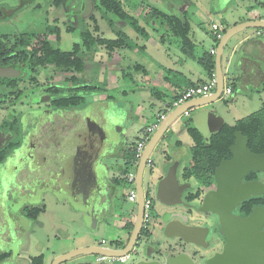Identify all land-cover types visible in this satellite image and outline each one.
<instances>
[{
    "label": "flooded vegetation",
    "instance_id": "flooded-vegetation-1",
    "mask_svg": "<svg viewBox=\"0 0 264 264\" xmlns=\"http://www.w3.org/2000/svg\"><path fill=\"white\" fill-rule=\"evenodd\" d=\"M15 1L14 5L8 7L4 0H0V71L5 72V75L0 74V264H33L36 256L28 254L27 249L38 246L46 249L44 247L47 240L36 239V232L40 230L39 222L36 220L40 213L44 214L48 210V206L44 204L45 195L32 192H38L41 174L48 170L56 150L62 154V179L72 177L73 174L69 171L71 166L75 165L76 171L78 168L77 174L64 188L61 196L67 195L78 205H82L88 192L81 186V166L105 151L117 150L122 145V139L114 132L109 137L106 133L105 127L114 126L112 123L115 116V104H117L108 93V84L104 89L97 84L96 76L87 77L85 64L81 71H78L75 65H60L54 62L45 65L36 64L37 57L42 55L39 47L44 41L58 48L55 43L61 41L62 33L67 34L65 31L71 25L90 30L86 21L82 19L83 0H59L58 3L56 0H41L44 5L40 0ZM50 4L54 7L52 20L46 18L41 24L34 21L27 22L23 27H19L10 20L20 13L42 5L47 11L46 7ZM61 16L64 17L62 20L56 19ZM90 32L92 34V31ZM68 33L74 32L68 30ZM76 43L78 42H73L67 51L73 50ZM99 46L92 53L94 65L103 64V59L96 58ZM83 53L84 51L80 49L74 55L82 56ZM111 64L112 60L110 63L107 61L106 76ZM7 73H9L8 76H6ZM214 111L217 113L216 110ZM191 115L192 112L189 111L188 115H182V117ZM122 116L125 118V114ZM188 121L190 118L184 121L185 130ZM116 128L123 130L124 126ZM168 136L167 134L158 142L165 153L166 162L158 168L153 167V164L151 167H144L142 180L144 195L153 192L157 181L166 174L168 167L175 161L171 158L172 153L176 149L181 151V147L175 143H167L165 138ZM118 140H120L119 143H117ZM134 146L133 142L127 141L121 153L124 155H121L124 158V164L108 178L111 194L106 211L107 226H110L120 213L123 216L120 220L122 223L119 224L121 227L127 229L129 224H132L127 230L128 235L125 240H120V243L119 240L117 241L119 246H123L128 240L137 212V209L136 212L128 210L122 212L127 201H132L125 191L129 183H133L132 188L137 199L136 169L131 160ZM181 166L178 165L176 176L180 183H188L190 187L183 192L182 203L175 209L185 214L184 218L188 219L189 225L198 228V234L206 233L204 243L208 246L206 256L220 253L223 250L224 238L217 213L213 210L225 212L226 203L217 194L215 168L218 165L214 168L211 182L207 186L202 185L192 176H185V169L190 164L184 168ZM132 167L134 181L129 182L126 174L132 171ZM258 173L259 171H249L241 181H261ZM90 183V190H92L95 183ZM203 189L211 192L207 208L204 210L200 208V195ZM198 191L200 194L196 196ZM263 194L250 195L240 200L231 208V215L247 217L254 208L262 207L261 204L253 203L250 199ZM193 195L195 197L190 198ZM155 222L156 230H158L160 223L157 217ZM263 228L264 225L260 229ZM159 232L150 238L143 232L141 223V231L131 250L144 244H148L151 249L157 251L162 245L168 246L170 242ZM26 236H30L27 242ZM171 243L180 247L182 251L187 250L192 257L204 253L203 250L179 239H173Z\"/></svg>",
    "mask_w": 264,
    "mask_h": 264
},
{
    "label": "water",
    "instance_id": "water-1",
    "mask_svg": "<svg viewBox=\"0 0 264 264\" xmlns=\"http://www.w3.org/2000/svg\"><path fill=\"white\" fill-rule=\"evenodd\" d=\"M247 28H264V19H246L226 29L216 44L214 54V72L216 78L214 91L207 96L191 98L173 108L167 113L166 117L146 142L136 166L135 188L137 190V212L133 228L126 243L123 246L116 244V247H103L89 244L88 242L82 243L85 240L92 239L93 235L89 232L85 236L80 235L75 238L76 244L73 248L57 255L52 264H59L78 256L91 254L105 256H124L129 254V264H264V228L262 230L260 229L264 225L263 208H254L252 213L245 218L233 217L230 213L231 208L240 200L246 199L250 195L264 193L263 182L241 181L249 171H264V152H252L247 147V136L243 135L240 131L234 132V142L229 147L231 157L221 160L215 168L217 194L226 203L224 208L225 212L217 209L213 210L217 213L218 221L222 228V236L224 238L222 252L206 256V250L208 249V246L204 244L206 233L202 232L198 234V228L189 225L188 219L184 218L185 214L175 209L176 206L182 203L183 192L190 187L188 183H180L179 178L176 176V170L179 165L178 160L173 161L168 167L166 174L157 181L153 190L155 201L162 207L156 216L160 223L157 231H161L159 233L166 240L168 239L167 241L170 242L169 247L162 245L159 251H157L151 249L148 244H144L133 251L131 250L141 231L144 199L142 180L147 158L151 155L160 139L165 137L175 123L182 117L185 110L194 111L190 116V121L205 139H208L212 133L220 130L224 123V119L220 115L211 109H196L209 105L222 96V90L224 88L222 54L224 47L232 35ZM0 74L5 75V72L0 71ZM8 75L9 73L6 74V76ZM185 124V122L181 123L180 127H185ZM116 127H105L107 135L109 134L108 137L112 132L118 136L124 133L123 130H117ZM108 137L107 140L110 141ZM127 141L126 139L121 140L122 145L117 150L105 151L81 166V186L88 192V195L82 201V205H78L73 198L67 195L61 196L64 188L72 182L73 176L77 174L78 168L76 171L75 165L71 166L69 171L73 174L72 177L68 176L62 179V154L57 150L54 153L53 160L49 164L48 170L41 174L42 177L39 179L40 187L38 192L33 191L32 193L45 195L44 204L47 206L51 202H55L56 205H63L66 202L73 211L81 214L80 217L89 226V231L91 230L92 233H95L101 227L107 226L106 211L111 194L108 178L113 172L122 167L117 160L120 159ZM162 159L166 162L167 158L164 156ZM90 182L95 183L92 190H90ZM210 193V191L203 189L200 195V208L202 210L207 208ZM42 215L40 213L36 220L39 222L40 230L44 228V222L40 219ZM173 239L182 240L188 245H193L203 250L204 253L192 257L187 250L182 251L180 247L171 243ZM28 240H30V236L25 237V241L27 242ZM118 240V242H121L120 238Z\"/></svg>",
    "mask_w": 264,
    "mask_h": 264
},
{
    "label": "rangeland",
    "instance_id": "rangeland-1",
    "mask_svg": "<svg viewBox=\"0 0 264 264\" xmlns=\"http://www.w3.org/2000/svg\"><path fill=\"white\" fill-rule=\"evenodd\" d=\"M6 6H12L16 3L15 0H4ZM95 0H83L82 7V19L86 21L87 27L92 31L94 37L115 39L116 35L107 24L106 20L101 16V12L95 6ZM124 8L129 13L139 17V22L149 32L150 37L148 39L136 34L134 30L125 25L123 22L112 17L116 22V26L121 27L126 34L135 41L138 46H143V50L139 49H126L117 48L111 56H108L105 45L98 47L96 58L103 59V64L94 65L92 57L85 56V72L87 77H97V84L106 89L108 84V93L112 96L115 104V116L113 125L124 126L122 140L126 139L136 144L139 138L145 136L144 128L147 124L154 120L155 115L165 109V104L159 101H152L150 97L155 98V95L151 93L153 87L155 90L164 94V101L170 102L173 98L171 88H165L161 85H156L155 80L159 79L160 70L166 72L165 67H169V60L163 56V40L164 37L167 46L170 50V55L184 54L179 50L176 45L175 38L168 34L166 25L160 24L158 20H155L152 16V8L147 3L154 5V7L160 8L169 13L185 17L189 20L191 25V34L196 44V54H200L203 50L209 51L210 47L215 45L214 38L212 36L211 23L216 22L221 26H227L234 21L241 20L248 17L247 10L249 6L257 8L254 0H121ZM42 3V1L40 0ZM43 4V3H42ZM44 5V4H43ZM29 9L23 13H20L17 17L10 19L14 24L19 27H23L27 22H37L41 24L46 18L48 20L54 19V7L52 4L47 6L45 11L44 6ZM47 12V13H46ZM56 13V12H55ZM64 17H58L56 19L62 20ZM75 32L69 34L62 33L60 42L55 43L58 48L62 50H69L73 42H80L81 37L78 34L79 28L75 27ZM147 48V49H146ZM146 49V50H145ZM103 54V56H102ZM225 55V53H224ZM107 59V60H106ZM112 60V64L109 65V73L106 76L105 67L107 61ZM141 64V69H134L132 65ZM197 65V64H196ZM225 66V61L223 63ZM200 67V66H199ZM239 69V68H238ZM113 70V71H112ZM145 70V72L143 71ZM170 73L173 76V72ZM163 72V75L166 74ZM204 76V75H203ZM208 77L205 79L207 80ZM107 81V83H105ZM154 81V82H153ZM160 83H164V80L159 79ZM232 82L234 88L232 93L223 95L219 99L215 100L206 107L216 110L220 116L224 119L225 123L233 125L238 119H241L255 111L261 106V99L258 93H256V87L253 83H247L243 85L239 79L236 78L234 68L231 66L224 74V84ZM113 85L112 87H110ZM151 90V91H150ZM156 99V98H155ZM122 114H125L122 116ZM144 114V118L141 116ZM124 118V119H123ZM190 117H181L177 123L168 132V137L165 138L167 143L173 144L179 137L185 140L189 135L184 132L185 129L181 128V123L185 120H189ZM175 131V132H174ZM115 134V133H114ZM151 136V135H150ZM149 136V137H150ZM190 139V138H188ZM186 141H188L186 139ZM184 147V145H181ZM191 144L184 153L181 147L180 157L182 161L189 159ZM165 153L159 143L153 149L150 157L153 160V167L158 168L164 163L163 157ZM117 161H120L118 159ZM131 170H134L132 167ZM146 173L144 174L145 178ZM258 177L264 182V171H259ZM133 183H129L126 188L127 195L132 188ZM153 206L151 210V222L148 224L143 232L153 238L157 234L155 220L158 211L162 208L154 200V193L152 192ZM125 205V211L136 212V202L127 201ZM117 208L119 206L117 205ZM122 208V207H121ZM81 214L73 211L68 204L56 205L55 202H51L48 205V210L40 217L44 222V228L36 232V239L47 240L43 249L45 252L44 264H52L54 258L62 254V250L66 248H73L76 244V239L80 235L91 233L92 239L85 240L82 243L88 242L89 244H98L100 240L104 238L107 243L116 247L113 243L118 241V238L124 239L128 235V228L124 229L119 225L123 216L118 214L117 218H114L110 226H103L95 233L89 231V226L86 225L82 219ZM88 230V231H87ZM70 249H67L70 250ZM58 253L56 256L52 255ZM62 252V253H59ZM96 255L78 256L59 264H78L81 261H85L90 264H129L130 259L126 262L113 261L105 259L99 262L95 260ZM131 258V257H130Z\"/></svg>",
    "mask_w": 264,
    "mask_h": 264
},
{
    "label": "trees",
    "instance_id": "trees-1",
    "mask_svg": "<svg viewBox=\"0 0 264 264\" xmlns=\"http://www.w3.org/2000/svg\"><path fill=\"white\" fill-rule=\"evenodd\" d=\"M59 0H56L58 3ZM95 6L101 12V16L106 20L112 31L115 33V39H106L94 37L88 29H79L78 34L81 37V41L74 44L73 50H61L60 48L53 47L48 41H44L39 49L42 51V55L37 57L36 64L45 65L47 63L54 62L60 65H75L78 71H81L84 66L85 56L92 57L93 51L96 50L98 45H105L108 50L107 54L111 55L117 48H126L129 50L138 48L143 50V46L133 41L121 27L116 26L115 20L111 16L117 18L118 21L123 22L125 25L131 27L134 32L145 39L150 37L146 28L140 24L139 17L129 13L124 8L121 0H95ZM152 8V16L155 20H158L160 24L166 25L168 34L175 37L180 45V50L185 57L194 58L198 64L210 77L214 72L215 62L214 54L209 51H202L196 56V44L191 34V25L189 20L185 17L169 13L160 8L154 7L147 3ZM264 5V3H263ZM226 27L222 29V34L226 31ZM71 32H75V27L71 25L68 29ZM215 43L218 40L215 35H212ZM163 39V35L160 37ZM80 49L84 51L83 55H74ZM141 64H134L132 68L141 69ZM145 72V70H143ZM168 72V69H166ZM233 91L234 84L228 83ZM153 87L151 93L155 95L156 99L162 100L164 94ZM176 97L173 96V99ZM172 99V100H173ZM240 131L243 135L247 136V147L254 153L264 152V101L260 108L238 119L235 124L230 125L224 123L219 131L212 133L209 139H205L203 135L192 125L191 121L187 122L186 132L192 139V146L190 148V166L185 169L186 177H194L202 185H209L212 179V173L214 168L219 164L222 159L230 157V145L234 142V132ZM180 142L176 141L175 145ZM135 157V152L131 154V160ZM200 194V191L195 194ZM190 196V198L195 197ZM253 203L261 204L264 208V194L257 198H251ZM132 224H129L130 229ZM43 255H38L33 259V264H42Z\"/></svg>",
    "mask_w": 264,
    "mask_h": 264
},
{
    "label": "crops",
    "instance_id": "crops-1",
    "mask_svg": "<svg viewBox=\"0 0 264 264\" xmlns=\"http://www.w3.org/2000/svg\"><path fill=\"white\" fill-rule=\"evenodd\" d=\"M254 3L257 5L256 6L257 8L249 6L247 10L248 17L242 18L241 20H238V21H234L232 24H229L227 26H221L220 31H222V29L225 27L228 28L231 25L237 22L246 20V19H263L264 0H254ZM212 35H214L213 32H212ZM162 40H163L162 41L163 42L162 44L163 56L165 59L169 60V67L166 66L165 69H168V72H173L172 74L173 76H171L170 73H166L165 70L164 71L160 70L159 79L164 80V83H160L158 79V80H155L156 85H159V86L161 85L162 87H165V88H171L172 95L175 96V94L177 95V93H179L181 90H183L187 86L194 85L197 83H202L206 81L205 79L208 77L206 72L203 70V68L198 64V62L194 58H188L185 56L182 57L181 55H173L172 57L170 55L169 48L167 46H164L166 43V40L164 41V37ZM175 42L180 50V45L176 38H175ZM195 44L197 43L195 42ZM212 48L216 50V43L215 45L210 47L209 52ZM135 49H138V48H135ZM197 55L199 54H196V56ZM224 61H225V66L223 65ZM231 66L234 68V73H235L236 78L239 79V81L243 85H247V83H253V85L256 87L255 91L260 96L261 103H262L264 101V28H247V29L238 31L237 33H235L234 35L230 37V39L227 41L224 47V51L222 54V67H223L224 74L226 71H228V69ZM163 72L166 74L163 75ZM150 99H152L153 103L154 101L161 102V100L155 99L152 97H150ZM164 99L165 97L162 99L163 101L162 104H165L164 106L166 107L168 104L171 103L172 100L166 103L165 102L166 100L164 101ZM200 109H212V108L203 106L196 110H200ZM191 112L193 113L194 111H191ZM217 114L220 115L218 112ZM156 116L157 114L155 115L154 119L156 118ZM141 118H144V114L141 116ZM153 121L154 120H152V122ZM184 132H186V130ZM179 135L180 134H178V138L174 141V143L176 141H179L180 142L178 144L179 147H182L181 145H184V147H182L183 148L182 151L184 153L186 150H188V147L191 144L192 139L189 136L186 138L188 141H186V139L182 140L179 137ZM180 153L181 151L179 149H176V151L172 153L171 158L178 160L179 165H182L181 168H184L190 164V157L189 159L186 158L182 161V158L180 157ZM122 156L124 155L122 154ZM122 156H120V161H118L121 165L124 164V158ZM121 223L122 222L120 221L119 224ZM122 240L123 239H121V241ZM113 243L117 244V241ZM96 245L102 246L101 240H100V243ZM106 245L113 246L108 243ZM67 249H70V248H66L62 250V252L66 251ZM62 252H59V253H62ZM27 253L30 255H35V256L43 255L42 264H44L45 252L43 251V248H41L40 246L31 248V249L29 248V250L27 249ZM57 254L58 253L54 252L52 257L54 255L56 256ZM84 263H87V262L81 261L78 264H84Z\"/></svg>",
    "mask_w": 264,
    "mask_h": 264
},
{
    "label": "built area",
    "instance_id": "built-area-1",
    "mask_svg": "<svg viewBox=\"0 0 264 264\" xmlns=\"http://www.w3.org/2000/svg\"><path fill=\"white\" fill-rule=\"evenodd\" d=\"M264 19V15H263ZM211 28L213 34L216 36L217 39H219L222 35L220 29L221 25L217 24L216 22L211 23ZM210 53L215 54V49L212 48L210 50ZM216 87V78H215V72L212 73V75L202 83H197L194 85L187 86L183 90H181L179 93H177L176 97L171 101L170 104H168L165 109L161 112L157 113L156 118L153 122H151L149 125H147L144 128L145 136L143 138H139L134 146V152L135 157L133 159V165L136 169L138 159L140 157V154L146 144V142L149 139V136L155 131V129L159 126L161 121L166 117L167 113L171 111L173 108L177 107L178 105L186 102L187 100L199 96H207L210 95ZM232 92L231 87L227 84H224V88L222 90V96L230 94ZM190 110H185L182 115H188ZM153 164V160L151 159L150 155L146 160L145 167H151ZM126 179H128L129 182L134 181V170L128 172L126 174ZM135 191L133 188L130 189V192L128 194V198L132 201H136L135 197ZM152 194L144 195L143 199V215H142V228L146 229L148 224L151 222V210H152ZM107 241L105 239H101V245L103 247H107ZM129 254H126L124 256H105L98 254L96 256V262L110 259L113 261H119V262H126L128 260Z\"/></svg>",
    "mask_w": 264,
    "mask_h": 264
}]
</instances>
